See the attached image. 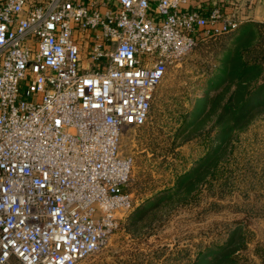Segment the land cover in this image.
<instances>
[{
  "label": "built area",
  "instance_id": "2783aa9c",
  "mask_svg": "<svg viewBox=\"0 0 264 264\" xmlns=\"http://www.w3.org/2000/svg\"><path fill=\"white\" fill-rule=\"evenodd\" d=\"M235 0H0V264H76L132 209L126 126Z\"/></svg>",
  "mask_w": 264,
  "mask_h": 264
},
{
  "label": "rangeland",
  "instance_id": "374dc122",
  "mask_svg": "<svg viewBox=\"0 0 264 264\" xmlns=\"http://www.w3.org/2000/svg\"><path fill=\"white\" fill-rule=\"evenodd\" d=\"M252 20L168 67L146 121L123 130L133 207L76 264H264V24L246 33ZM245 97L256 105L239 110Z\"/></svg>",
  "mask_w": 264,
  "mask_h": 264
},
{
  "label": "crops",
  "instance_id": "0c3cea01",
  "mask_svg": "<svg viewBox=\"0 0 264 264\" xmlns=\"http://www.w3.org/2000/svg\"><path fill=\"white\" fill-rule=\"evenodd\" d=\"M244 20H264V0H235Z\"/></svg>",
  "mask_w": 264,
  "mask_h": 264
},
{
  "label": "trees",
  "instance_id": "16d2710c",
  "mask_svg": "<svg viewBox=\"0 0 264 264\" xmlns=\"http://www.w3.org/2000/svg\"><path fill=\"white\" fill-rule=\"evenodd\" d=\"M252 24H258V25H261V24H264V20H252V21H248V22H246L245 24H242L243 26H242V25H241V26L244 28V31H246V33H247V32L249 31L250 26H251ZM255 105H256V104H252V103H251L250 98L245 97V98L240 102L238 108H239V110H241V109L247 110V109H249V108H251V107H253V106H255ZM238 117H239V116H238ZM150 201H151V199L149 200V198H148L147 201H145L143 204H141V205H143V207H142V206H138L137 210H136L135 212H133L132 214H130L129 217L133 219L134 217H132V216H134L135 213H136L138 210H141V211H142V209L144 208V206H145L146 204H148ZM205 255H206V256H214V252H213V250H211V251L207 252ZM195 261H196V260H195ZM212 261L215 262L214 264H222V260H215V257H214V259H213Z\"/></svg>",
  "mask_w": 264,
  "mask_h": 264
}]
</instances>
